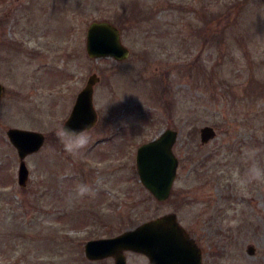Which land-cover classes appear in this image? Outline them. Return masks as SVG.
I'll list each match as a JSON object with an SVG mask.
<instances>
[{
  "label": "rangeland",
  "instance_id": "1",
  "mask_svg": "<svg viewBox=\"0 0 264 264\" xmlns=\"http://www.w3.org/2000/svg\"><path fill=\"white\" fill-rule=\"evenodd\" d=\"M94 21L120 29L127 59L88 55ZM94 73L100 117L73 157L54 129ZM0 82L1 262L114 264L88 260L86 242L176 213L203 264H264V185L229 182L246 154L264 164V0H0ZM206 125L217 135L204 143ZM10 128L47 137L26 158L25 187ZM167 128L179 132V166L158 201L136 155ZM81 183L93 194L76 197Z\"/></svg>",
  "mask_w": 264,
  "mask_h": 264
},
{
  "label": "water",
  "instance_id": "2",
  "mask_svg": "<svg viewBox=\"0 0 264 264\" xmlns=\"http://www.w3.org/2000/svg\"><path fill=\"white\" fill-rule=\"evenodd\" d=\"M87 52L91 58L114 57L125 60L129 49L121 39L120 29L109 21H94L88 28ZM101 77L94 73L86 86L79 92L69 117L64 121L68 127L76 130L92 129L99 120L95 106L94 93ZM4 86L0 83V101ZM8 137L17 148L21 158L19 183L26 186L29 181V168L26 157L41 149L46 140L42 132L10 128ZM217 135L210 125L201 128L204 143ZM178 131L167 129L160 137L147 142L138 150L137 165L141 180L159 201L171 196L177 176L179 158L174 152ZM131 249L146 253L152 264H202V251L194 239L189 238L185 228L179 223L176 213L145 221L134 229L117 236L92 239L86 243V254L91 259H103L113 256L116 264H126L125 251ZM256 247L248 246V252L254 254ZM0 264H4L1 263Z\"/></svg>",
  "mask_w": 264,
  "mask_h": 264
},
{
  "label": "clouds",
  "instance_id": "3",
  "mask_svg": "<svg viewBox=\"0 0 264 264\" xmlns=\"http://www.w3.org/2000/svg\"><path fill=\"white\" fill-rule=\"evenodd\" d=\"M90 129L76 130L68 127L67 123H60L54 129V134L62 145L63 150L70 156H78L87 149L91 136ZM246 159L249 162L246 169L241 172L240 169L232 170L230 183L238 190L245 191L249 185L258 184L264 185V164H261L255 159V153L246 154ZM93 194V189L88 184H79L75 191V196L83 198Z\"/></svg>",
  "mask_w": 264,
  "mask_h": 264
},
{
  "label": "flooded vegetation",
  "instance_id": "4",
  "mask_svg": "<svg viewBox=\"0 0 264 264\" xmlns=\"http://www.w3.org/2000/svg\"><path fill=\"white\" fill-rule=\"evenodd\" d=\"M139 147H141V143H140ZM189 237H191V236L189 235ZM191 238H193V237H191ZM202 251H203V249H202ZM84 252H85V248H84ZM125 254H126V256H127V264L129 263V258H130V256H131V255H134V254H136V255H138L140 258H142V262H143V264H151V260H150L149 256L146 255L145 253L141 252V251H132V250H128V251L125 252ZM85 256H86V258H87L88 260H90V261L93 262V263H97V262H99V261H103V260H92V259H90V258L86 255V252H85ZM108 259L111 260V261H113L114 264H116V261H115V258H114V257H112V256L107 257L106 260H108Z\"/></svg>",
  "mask_w": 264,
  "mask_h": 264
}]
</instances>
